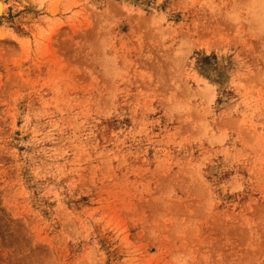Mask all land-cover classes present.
<instances>
[{"label": "rangeland", "instance_id": "1", "mask_svg": "<svg viewBox=\"0 0 264 264\" xmlns=\"http://www.w3.org/2000/svg\"><path fill=\"white\" fill-rule=\"evenodd\" d=\"M0 264H264V0H0Z\"/></svg>", "mask_w": 264, "mask_h": 264}, {"label": "bare ground", "instance_id": "2", "mask_svg": "<svg viewBox=\"0 0 264 264\" xmlns=\"http://www.w3.org/2000/svg\"><path fill=\"white\" fill-rule=\"evenodd\" d=\"M2 5V4H1Z\"/></svg>", "mask_w": 264, "mask_h": 264}]
</instances>
